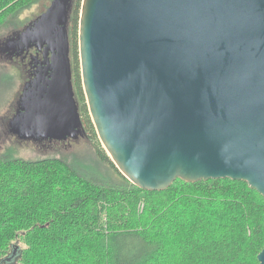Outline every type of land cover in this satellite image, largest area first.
I'll list each match as a JSON object with an SVG mask.
<instances>
[{
  "label": "water",
  "instance_id": "water-1",
  "mask_svg": "<svg viewBox=\"0 0 264 264\" xmlns=\"http://www.w3.org/2000/svg\"><path fill=\"white\" fill-rule=\"evenodd\" d=\"M71 5L51 0L2 50L43 58L8 122L18 138L85 134ZM79 51L98 137L130 181L164 190L230 178L264 196V0H82Z\"/></svg>",
  "mask_w": 264,
  "mask_h": 264
},
{
  "label": "trees",
  "instance_id": "trees-1",
  "mask_svg": "<svg viewBox=\"0 0 264 264\" xmlns=\"http://www.w3.org/2000/svg\"><path fill=\"white\" fill-rule=\"evenodd\" d=\"M36 1L0 0V18ZM81 3L72 0L68 24L75 98L84 135L114 176L101 182L57 155L0 152V264H258L264 196L246 181L177 178L146 190L112 161L82 82Z\"/></svg>",
  "mask_w": 264,
  "mask_h": 264
},
{
  "label": "rangeland",
  "instance_id": "rangeland-1",
  "mask_svg": "<svg viewBox=\"0 0 264 264\" xmlns=\"http://www.w3.org/2000/svg\"><path fill=\"white\" fill-rule=\"evenodd\" d=\"M50 0H38L17 13L0 18V152L4 156L36 158L48 155L61 156L78 170L94 178L106 180L114 176L109 164L102 162L95 151L94 140L88 135L67 141L53 139H21L9 131L8 122L16 111L27 73L21 65L14 64L6 51L2 53L9 37L33 20Z\"/></svg>",
  "mask_w": 264,
  "mask_h": 264
},
{
  "label": "flooded vegetation",
  "instance_id": "flooded-vegetation-1",
  "mask_svg": "<svg viewBox=\"0 0 264 264\" xmlns=\"http://www.w3.org/2000/svg\"><path fill=\"white\" fill-rule=\"evenodd\" d=\"M7 55L12 58L11 61L14 64L21 65L24 68L27 73V80L34 76L35 69L43 59L41 51L36 47L23 51L17 50Z\"/></svg>",
  "mask_w": 264,
  "mask_h": 264
}]
</instances>
